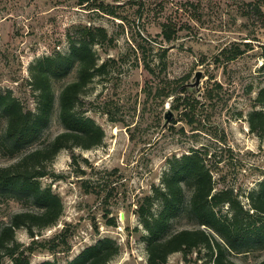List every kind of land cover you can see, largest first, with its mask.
I'll list each match as a JSON object with an SVG mask.
<instances>
[{
    "label": "rangeland",
    "instance_id": "rangeland-1",
    "mask_svg": "<svg viewBox=\"0 0 264 264\" xmlns=\"http://www.w3.org/2000/svg\"><path fill=\"white\" fill-rule=\"evenodd\" d=\"M245 1L254 0H0V93L11 92L27 109L35 106L28 86L29 66L35 60L53 51L65 53L67 35L81 26L103 28L111 39L94 47L98 64L106 62V68L83 100L87 116L104 132L101 145L60 151L47 168L49 175L40 179L60 197L63 213L54 227L34 239L47 245L67 228L68 248L37 250L30 264H65L102 238L118 247L107 264H147L146 232L136 208L154 188L162 187L170 159L191 149L208 152L216 188H232L248 207L246 195L264 178V135L252 134L247 124L253 99L264 86L258 72L264 62V17L244 8ZM164 25L175 30L168 43ZM249 41L251 51L231 62L223 59L222 50L233 44L243 49L241 43ZM197 72L198 86L180 94L200 100L190 122L173 92L179 84H190ZM166 108L173 118L162 129ZM4 126L0 118V135ZM60 131L55 105L43 138ZM71 154L77 165H72ZM5 155L0 146V166L12 162ZM159 208L153 200L151 211ZM24 210L34 208L0 198V226ZM105 216L113 217L116 227L107 226ZM180 228L189 226L184 221L172 226ZM15 239L25 247L32 241L23 229L16 231ZM231 258L237 264H254L264 259V249ZM205 260L204 251L186 257L174 253L167 264ZM2 264L11 263L4 258Z\"/></svg>",
    "mask_w": 264,
    "mask_h": 264
},
{
    "label": "trees",
    "instance_id": "trees-1",
    "mask_svg": "<svg viewBox=\"0 0 264 264\" xmlns=\"http://www.w3.org/2000/svg\"><path fill=\"white\" fill-rule=\"evenodd\" d=\"M243 6L264 17V0L244 2ZM162 35L168 43L175 30L164 25ZM67 42L65 53L53 51L29 66L28 86L34 96V109L25 108L11 92L0 93V118L5 121L0 146L12 161L0 166V198L34 208L12 214L0 226V264L4 258L11 264H30V256L37 250L54 253L58 248H68L67 228L47 241V245L34 239L42 230L54 227L63 213L60 197L49 186H42L40 179L49 175L47 168L60 151L90 150L100 146L104 139L103 130L87 116L83 100L93 79L106 68V62L98 64L94 47L108 44L111 39L103 28L81 26L67 35ZM241 44L243 49L233 44L232 48L222 50L223 59L231 62L253 49L251 41ZM260 57L264 61V44L260 45ZM258 72L264 77V62ZM185 85H177L173 96L179 105L185 106L181 114L192 122L190 118L200 100L181 96L189 92ZM55 105L61 131L44 139ZM247 124L252 134L264 135V86L258 88L253 99ZM71 158L72 165H77L76 156L71 154ZM207 158L208 152L200 148L170 159L162 187L154 188L153 195L138 204L135 214L146 232L147 264H167L174 253L186 257L203 251L207 256L204 264H237L232 256H247L264 249V178L246 195L245 208L232 188H216ZM77 173L84 172L78 169ZM153 200L160 205L157 213L151 211ZM105 218L107 226L116 227L113 217ZM180 221L189 228L172 229ZM18 229L25 230L31 238L29 246L16 241ZM117 252L111 239L102 238L65 264H107ZM40 264L60 263L46 260ZM254 264H264V259H255Z\"/></svg>",
    "mask_w": 264,
    "mask_h": 264
},
{
    "label": "water",
    "instance_id": "water-1",
    "mask_svg": "<svg viewBox=\"0 0 264 264\" xmlns=\"http://www.w3.org/2000/svg\"><path fill=\"white\" fill-rule=\"evenodd\" d=\"M200 77H201V73L200 72H197L195 74L194 78L192 79V82L190 84H186L185 86L188 89H192L194 87H197L198 84H199ZM172 118H173V113L171 112L170 109L166 108L165 109V112H164V115H163L164 123L162 125V129H164L170 123V121L172 120Z\"/></svg>",
    "mask_w": 264,
    "mask_h": 264
},
{
    "label": "crops",
    "instance_id": "crops-1",
    "mask_svg": "<svg viewBox=\"0 0 264 264\" xmlns=\"http://www.w3.org/2000/svg\"><path fill=\"white\" fill-rule=\"evenodd\" d=\"M246 2V1H245Z\"/></svg>",
    "mask_w": 264,
    "mask_h": 264
}]
</instances>
